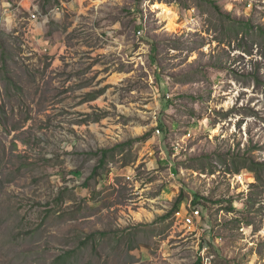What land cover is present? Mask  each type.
Wrapping results in <instances>:
<instances>
[{"label": "rangeland", "instance_id": "1", "mask_svg": "<svg viewBox=\"0 0 264 264\" xmlns=\"http://www.w3.org/2000/svg\"><path fill=\"white\" fill-rule=\"evenodd\" d=\"M211 1L0 0V264H264V0Z\"/></svg>", "mask_w": 264, "mask_h": 264}, {"label": "built area", "instance_id": "2", "mask_svg": "<svg viewBox=\"0 0 264 264\" xmlns=\"http://www.w3.org/2000/svg\"><path fill=\"white\" fill-rule=\"evenodd\" d=\"M8 6L12 7L10 3H8ZM33 11L30 13V18L34 20H42L43 22L45 20H48L50 17L56 14L63 13L66 9V4L61 2L49 10H47L44 14H42L37 6H32ZM30 20V19H29ZM156 133H159V128H156ZM127 180L132 181V177L130 174L125 175ZM174 219L179 222V224L182 225L183 228L189 230V231H198L203 230L206 231V228L202 227V221H201V211L197 204L194 203V200L190 198L184 207L179 208L175 210L172 213ZM207 243L206 241H203V244L201 245V249L197 248L196 253V260L197 264H214L212 261V258L209 254L206 252ZM200 249V250H199Z\"/></svg>", "mask_w": 264, "mask_h": 264}, {"label": "trees", "instance_id": "3", "mask_svg": "<svg viewBox=\"0 0 264 264\" xmlns=\"http://www.w3.org/2000/svg\"><path fill=\"white\" fill-rule=\"evenodd\" d=\"M207 2H208L209 4H211V5H214L213 1H211V0H207ZM214 7H215V9L217 8L216 6H214ZM243 27L245 28V30H249V29H251V28H250V25L248 24V22H245V23L243 24ZM146 137H147V135L142 136L141 138H138V139H135V140H128V141H126V142H124V143H121V144L115 145L113 148L102 149V150H99V151H96V152L92 153V155H97L99 158H98V162H97V164H96V165L94 166V168L92 169V174H91V175L93 176V175L97 174L98 170H99L100 168H102V167L106 164L107 156H108L110 153H114V152H116V151H118V150L122 151V150L124 149L125 146H127V145H131L134 141H138V140H140V139H145ZM263 167H264V164H262V163L257 164V165H256V168H253V165L251 164V165L249 166V169H250V171H254V172H255L256 169L258 170V169H261V168H263ZM181 198H182V195L179 194V196H178L177 200L175 201L174 205L172 206V208H171L166 214H164L163 216H161L160 218H161V219H165V218H167L170 214H172L175 210H177L178 205H177L176 202L180 201ZM195 202H196V201H194V203H195ZM195 263L197 264L198 262L196 261Z\"/></svg>", "mask_w": 264, "mask_h": 264}, {"label": "clouds", "instance_id": "4", "mask_svg": "<svg viewBox=\"0 0 264 264\" xmlns=\"http://www.w3.org/2000/svg\"><path fill=\"white\" fill-rule=\"evenodd\" d=\"M7 23H11V20L9 19V20L7 21Z\"/></svg>", "mask_w": 264, "mask_h": 264}]
</instances>
